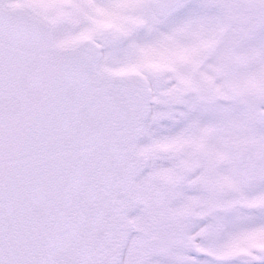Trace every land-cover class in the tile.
I'll return each mask as SVG.
<instances>
[{"label":"snow or ice","instance_id":"obj_1","mask_svg":"<svg viewBox=\"0 0 264 264\" xmlns=\"http://www.w3.org/2000/svg\"><path fill=\"white\" fill-rule=\"evenodd\" d=\"M0 264H264V0H0Z\"/></svg>","mask_w":264,"mask_h":264}]
</instances>
